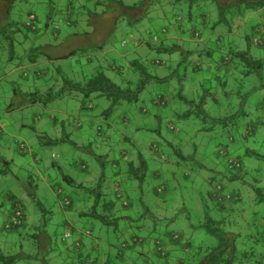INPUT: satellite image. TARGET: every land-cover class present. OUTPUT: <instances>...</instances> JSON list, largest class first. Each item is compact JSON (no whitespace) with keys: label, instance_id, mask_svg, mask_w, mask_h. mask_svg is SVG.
I'll return each instance as SVG.
<instances>
[{"label":"rangeland","instance_id":"rangeland-1","mask_svg":"<svg viewBox=\"0 0 264 264\" xmlns=\"http://www.w3.org/2000/svg\"><path fill=\"white\" fill-rule=\"evenodd\" d=\"M97 1L13 0L8 19L0 22V246L5 252H23L25 257L21 255L16 264H60L66 259L64 243L74 244L80 231H91L93 238L99 236L100 222H86L79 216L92 204L83 202L89 195L78 185L90 187L106 176V188L115 183L119 172L126 180L131 162L138 167L145 160L151 169L162 172L159 178H148L142 186L138 180L124 183L135 217L142 216L139 220L155 224L159 231L190 236L195 247L217 243L202 225L207 211L213 217L220 216L214 209L215 199L209 195L219 184L228 189L229 199L238 194L239 199L232 202L241 209L243 224L256 215L264 216V199L257 191L264 190V47L259 46L254 32L259 20L240 24L235 40L226 36L229 41H240L254 60L238 62L234 71L225 74L218 69L207 70V65L219 63L222 52L215 50L207 57L203 53L205 39L178 42L191 52L188 58L182 52L158 53L154 49L163 43L171 45V41H155L156 36L162 39L165 33L158 22L153 23L152 16L134 26L127 19L114 26L118 13L107 17L111 7L95 5ZM209 9V25H201L198 19L191 26L204 37L215 21L220 27L218 32L227 28L217 5ZM32 15L37 16L36 21ZM68 17L71 25L67 24ZM226 17L229 19L230 14L226 13ZM218 36L212 37L213 42L220 41ZM132 38L140 43L152 42L153 50L146 43L135 47ZM46 43L53 45V53L76 50L73 57L49 65L52 70L60 66L66 77L76 83L96 71L86 63L91 58H99L106 69L113 60L123 68L120 74L107 73L115 83L137 82L139 74L131 62L139 57L145 61L148 51V58L163 64L154 66L153 72L168 80L147 85L138 103H125L112 111H108L110 103L105 98L94 95L85 100L81 93L70 90L53 101L32 105L31 92L45 94L56 84L51 79H62L58 73L36 78L31 68L21 64L32 47ZM207 44L211 47V43ZM98 45H102L103 53L99 54ZM121 53L131 54L129 58L115 56ZM40 61L48 63L44 54ZM200 65L205 72L198 70ZM62 89L63 85H55L56 92ZM161 94L170 102L168 106L156 103ZM193 100L195 105L187 104ZM186 111L190 114L183 117ZM173 117L177 118L174 126L181 133L180 139L170 131ZM224 122L232 125L227 128ZM236 126L242 127L241 131ZM153 145L158 150H151ZM175 148L186 156L185 160ZM153 153H162L166 159L155 161L157 155ZM231 161L239 166H231ZM233 175L238 179L231 181ZM159 187L165 188L160 194ZM60 190L62 200L57 193ZM38 201L42 206L37 205ZM71 201L69 211L65 202ZM16 204L26 207L28 224L9 232L4 229L6 214H14ZM72 232L73 236L67 237ZM35 233L42 235L41 242L33 236ZM44 236L50 242L46 248L42 245ZM101 239L117 245V237L110 231ZM115 250L111 248L112 253ZM118 263L123 264L112 258L109 264Z\"/></svg>","mask_w":264,"mask_h":264},{"label":"trees","instance_id":"trees-1","mask_svg":"<svg viewBox=\"0 0 264 264\" xmlns=\"http://www.w3.org/2000/svg\"><path fill=\"white\" fill-rule=\"evenodd\" d=\"M1 1L2 0H0V2ZM85 1L90 2V0ZM2 2V4L0 3V8H4L3 11H0V22L2 18L3 21L8 19V11L12 7L13 0H5ZM215 4L225 16L222 21L227 25V28L222 27V30L225 31L218 32L217 29L220 27H218V22L215 21V24L211 26L212 32L210 31L209 34L204 37L203 34L191 28V26H193L196 21H199L198 19L201 20V25H209V21H211L212 18L210 16L212 13L209 7ZM95 5H102L103 7L109 5V7H111V13H108L109 15H106L107 17L113 13H118L113 23L114 26L121 19L131 20V25L134 26L135 23L139 24L146 18L152 16L151 18L154 20L153 23L158 22V27H161L165 33L162 39L156 36L155 41L160 40L161 43L164 40L171 41V43H169L171 45L163 43L161 47L154 49L158 53L165 52L171 54L176 51L182 52L183 56L188 58L191 52L184 50L181 47V42L179 44L178 42L190 41V39H205L206 44L204 45L205 48L203 49V53L207 57L210 58L215 50L222 52L219 57V63L221 64L215 62L213 65H207V70L218 69L219 72L230 74L234 71L238 62H249L254 60L251 52L242 49L240 41L236 40L232 42L226 38V36H230L231 39L233 38V40H235V36L238 33L236 28L245 21H250L252 23L256 20L261 21L255 22L254 32L259 38V46L264 47L262 43L264 39V0H134L132 2L125 0H98ZM226 13L230 14L229 19L226 17ZM32 16H34V21H36L37 16ZM69 19L68 17L67 24L71 25L72 21ZM235 20H238V23L234 24ZM31 26L32 25L28 24V27ZM60 30L61 28L58 27L57 32ZM157 31L161 32V29ZM57 34L56 37H58ZM174 35L176 36L174 37ZM216 35H220L217 39L219 38L218 41L220 40L219 42H222L221 46H219V42L216 40L213 42L212 37ZM247 39L250 40L252 37L247 36ZM208 42L211 43V47L210 45L209 47L207 46ZM133 43L136 47L137 44L135 42ZM145 43L152 51V42H138V45L141 44L142 46ZM50 44L51 43L39 44L38 46L32 47L30 51L27 52V54H29L26 55L27 59H22L21 64L26 65V68H31L36 78H40L49 73L53 75L58 73L62 79L57 78L51 79L50 81L53 82V80H56V84L63 85V89L56 92V84H54L48 88L45 94H41L39 91L31 92L29 94V103L32 105L40 102L53 101L61 97L65 91L70 90L78 91L85 100L94 95L105 98L110 103L108 111H112L114 108L120 107L125 103H138L147 85L152 83L163 84L168 80V78L161 77L153 72L154 66L163 64L158 60L148 58L150 55L148 51L145 55L147 56L146 60H143L144 62L142 61L143 57H139L131 62L132 66L136 68L139 74L137 82L129 80L126 85L115 83L107 73L119 72L118 74H120L123 68L117 67L116 65L112 66V63H110L108 65L109 67L106 69L99 58H91V62L94 64L93 69L96 71L92 74L90 73L91 75L89 76H85L83 82L76 83L66 77L60 66L52 70L49 66H44L42 61H40V55L43 54L46 58L53 60L69 59L76 54V50L64 56L52 58L49 54H46V52L44 53V49ZM96 47L100 49L99 52L103 50L102 45ZM198 70L205 72L202 65L199 66ZM47 85L50 86L51 83L48 82ZM224 93L226 94V92ZM214 100H216V98H214ZM155 101L157 104L163 106H168L170 103L164 94L159 95ZM187 104L195 105L196 101H189ZM144 114H146L145 111ZM189 114L190 113L186 111L183 117H187ZM176 117L179 118L180 116ZM176 117L170 120V131L174 133V138L180 139L181 133L178 131V128L174 126V120H177ZM224 124L225 127L228 128L230 123L224 122ZM230 125H232V123ZM233 127H235V125H233ZM236 127L241 131L242 127ZM1 131L2 128L0 127V133ZM231 140L234 141V139ZM167 142L173 146L170 141L167 140ZM151 150H158V146H151ZM175 151L176 154L181 156V159L185 160L186 156H184L178 148H175ZM153 155H157L156 157L154 156L156 159L152 156L155 161L160 162L161 158L163 161L166 159L165 155L162 153H153ZM130 164L126 173V180L121 177V172H119L116 174L115 183H111L106 188L104 186L106 176H103L100 181H96L94 185L90 187L79 183L78 188L83 189L89 195L87 196L88 201L83 200V202L92 204L86 211L81 212L79 216L85 218L86 222H100L98 228L100 233L99 236L93 238L94 236L91 231H80L74 244L70 243L67 245L64 243L66 248L63 249L62 252L66 256V259L60 264H109L112 258H116L118 262H122L123 264H264V216L256 215L252 217L247 224H243L240 215L241 209L232 202L237 198L239 199V197H237L238 194H235L233 199L232 196H230L231 199L228 200L227 197L230 194H226L228 189L222 184L217 185L213 192H210L209 195L216 201L214 209L220 213V216L213 217V215L207 211L202 226L206 229L208 234L216 238L217 243L214 246L206 248L195 247L193 246V241L190 236L186 237L178 231H159L155 224H151L146 220H139L142 216L135 217V213H133V204L132 201H130L127 186H124V183L130 180H138L140 186H142L145 180L151 177L159 178L162 172H159L157 168L151 169L145 160H142L138 167H136L133 162ZM235 164L239 166L238 162L234 163L231 161V166ZM238 177L239 176L233 175L230 176L229 179L235 181ZM65 179L69 183L77 184L72 178ZM164 190L165 188L159 187L157 193L160 194ZM257 191L261 199H264V190L257 189ZM61 192V190L57 192L60 200H62ZM226 201L228 202L225 203ZM39 204L42 206L40 201H38L37 205ZM65 204L68 210L71 211L73 202L71 201L70 204L65 202ZM15 207L14 214L17 210L22 213L20 219L21 224L16 226L11 224L12 222H10V219L14 216V214H12L9 221L4 225V229L9 232H14L28 224V214L25 212L26 207L20 204H16ZM166 220L170 221L171 219L166 218ZM65 224L74 231L73 226L68 220H65ZM109 227H111L112 230H109ZM109 231L114 233L117 237L116 246L113 243L101 239L104 234ZM73 234L72 232V235L70 234L69 237L73 236ZM33 236L38 238L41 242L40 236L42 235L35 233ZM88 237L92 238L89 239ZM42 239L43 247H48L50 242L47 236L42 237ZM102 244H104V246H102ZM111 248H116L114 253L111 252ZM22 253L14 254L5 252L0 246V264H16L19 257H21V255L24 256Z\"/></svg>","mask_w":264,"mask_h":264},{"label":"crops","instance_id":"crops-1","mask_svg":"<svg viewBox=\"0 0 264 264\" xmlns=\"http://www.w3.org/2000/svg\"><path fill=\"white\" fill-rule=\"evenodd\" d=\"M131 41H133V42L135 41V43L137 44L136 47H140V46H141V44L138 45V42H137V40H136L135 38H132ZM133 42H132V43H133ZM81 43H84V42L81 41ZM52 47H53V45L50 44L49 46H47V48H45V49H46V54H49L52 58L59 57V56H64V55L69 54V52H68L67 54H65V53H60V51H59L58 53H53V52H52V49H51ZM48 48H49L50 50H49ZM80 48H83V44L80 46ZM72 51H73V50H71L70 53H71ZM100 53H103V50H102L101 52H99V54H100ZM57 54H59V55H57ZM130 54H131V53H129V54L121 53V54H118V55H115V54H114V55H115L116 57H121V56L123 55L124 57L127 56V57L129 58ZM102 60H103L104 63H108L106 59H102ZM47 61H48L47 64H46V63L43 64V65L46 66V67H48L50 64H52V63L55 62V61L57 62L58 60H53V59H49V58H47ZM86 63H87L88 66L90 65V66H92V67H93V65H94V64L91 62V59H88ZM111 63H112V66H115V64H116L114 60H113ZM43 65H42V66H43ZM11 216H12V213H10L9 215H6L5 223H6L7 221H9V219H10Z\"/></svg>","mask_w":264,"mask_h":264},{"label":"built area","instance_id":"built-area-1","mask_svg":"<svg viewBox=\"0 0 264 264\" xmlns=\"http://www.w3.org/2000/svg\"><path fill=\"white\" fill-rule=\"evenodd\" d=\"M31 19L34 20V16H32ZM155 40H156V38H155ZM227 199L229 200V197H227ZM21 215H22V213L19 210H17L15 212L14 216L10 219V222H12L11 224H13L14 226L21 224L20 223ZM69 236H70V234L67 235V237H69Z\"/></svg>","mask_w":264,"mask_h":264}]
</instances>
